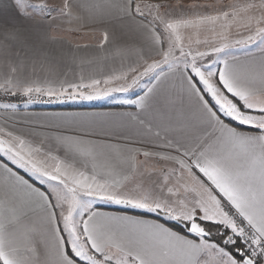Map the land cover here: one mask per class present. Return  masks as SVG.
Here are the masks:
<instances>
[{"label": "snow or ice", "instance_id": "6c2138e0", "mask_svg": "<svg viewBox=\"0 0 264 264\" xmlns=\"http://www.w3.org/2000/svg\"><path fill=\"white\" fill-rule=\"evenodd\" d=\"M85 13L103 26L99 49L136 59L119 72L41 78L64 62L52 25ZM170 78L194 104V125L171 116ZM112 94L136 109L139 147L84 123L39 144L41 133L9 130L36 102ZM0 118V264H264V0H0Z\"/></svg>", "mask_w": 264, "mask_h": 264}, {"label": "crops", "instance_id": "0c3cea01", "mask_svg": "<svg viewBox=\"0 0 264 264\" xmlns=\"http://www.w3.org/2000/svg\"><path fill=\"white\" fill-rule=\"evenodd\" d=\"M241 1L244 2V0ZM72 2L79 4L84 2V0H72ZM146 2H162L173 7L179 3H183L186 6L208 4L213 5L215 8H220L221 3H224L223 5L232 4L235 0H146ZM177 10L179 11V9ZM84 16L85 19L83 20L62 17L52 25V33L60 38V43L53 45V47L64 53V62L53 68L50 73L48 70L38 73L41 78L45 76H49L52 79L64 78V73H67L68 78L71 79L73 74L78 75L81 71L85 74L95 75L119 72L122 67H126L136 59L133 52L117 53L115 44H110L103 50L99 49L97 45L100 30L103 26L92 24L87 19L86 13ZM128 43L131 44L132 41ZM76 45H89V47L77 49ZM81 59L86 61L83 65L80 64ZM162 88L176 100L175 106L170 113L173 119H180L185 123L194 125L196 119L194 104L189 102L186 97L181 99L179 81L175 78H170L164 82ZM135 91L139 93L140 90L136 89ZM122 98H125L122 94H112L109 97L92 101L73 100L72 103L65 105H48V103L44 102L41 103L42 105L22 107L14 121H8V127L9 130L14 128L15 131L22 132L25 135H28L33 130L41 133V135L32 137L33 142L39 144L44 139L43 134H51L55 131L71 134L70 129L72 127L84 123L88 125V131L96 133L98 136L102 135L112 145L122 146L125 143H129L134 147H139V144L135 142L144 138L146 130L129 117L128 113L135 112L136 109L131 106L121 105L119 101ZM21 121L30 122L31 127L20 123ZM0 126H4L2 118H0ZM185 133L195 135L197 129L194 127L181 128L178 129L176 135ZM92 138L95 139L96 136ZM108 154L113 158L116 155L114 151H110ZM136 179L139 180L140 177ZM2 195L3 188L0 187V196ZM99 203L101 211L123 215H139L145 219L156 218L154 214L144 213L143 210L126 208L123 205ZM43 259L42 255L41 260Z\"/></svg>", "mask_w": 264, "mask_h": 264}, {"label": "rangeland", "instance_id": "374dc122", "mask_svg": "<svg viewBox=\"0 0 264 264\" xmlns=\"http://www.w3.org/2000/svg\"><path fill=\"white\" fill-rule=\"evenodd\" d=\"M33 2H36V0H33ZM239 2L243 3V1L239 0ZM224 3H221L220 4V7L223 5ZM174 5V4H173ZM73 100H65V101H60V102H45V103H48V105H65V104H70L72 103ZM41 103H44V102H36L32 105H42ZM30 106V105H29Z\"/></svg>", "mask_w": 264, "mask_h": 264}]
</instances>
